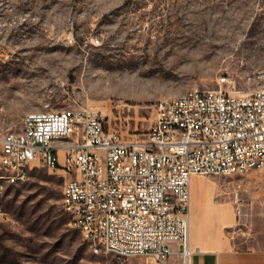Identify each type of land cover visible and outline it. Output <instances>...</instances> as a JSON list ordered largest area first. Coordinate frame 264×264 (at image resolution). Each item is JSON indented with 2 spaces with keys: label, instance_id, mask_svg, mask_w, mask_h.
Listing matches in <instances>:
<instances>
[{
  "label": "rangeland",
  "instance_id": "rangeland-1",
  "mask_svg": "<svg viewBox=\"0 0 264 264\" xmlns=\"http://www.w3.org/2000/svg\"><path fill=\"white\" fill-rule=\"evenodd\" d=\"M262 68L264 0H0V133L29 114L86 110L132 139L151 128L156 103L223 77L234 85L223 89L248 94ZM196 177L192 196L205 189L232 209L234 248L264 252V169ZM67 180L40 165L23 183L0 179V264H145L93 252L63 210Z\"/></svg>",
  "mask_w": 264,
  "mask_h": 264
},
{
  "label": "built area",
  "instance_id": "built-area-1",
  "mask_svg": "<svg viewBox=\"0 0 264 264\" xmlns=\"http://www.w3.org/2000/svg\"><path fill=\"white\" fill-rule=\"evenodd\" d=\"M253 79L262 84L248 94L223 89L234 88L223 77L182 103H156L153 125L132 139L86 110L41 111L0 133V177L20 184L34 166L62 170L64 212H79L82 225L72 226L105 241L107 254L166 264L177 243L187 260L191 177L264 169V73Z\"/></svg>",
  "mask_w": 264,
  "mask_h": 264
},
{
  "label": "crops",
  "instance_id": "crops-1",
  "mask_svg": "<svg viewBox=\"0 0 264 264\" xmlns=\"http://www.w3.org/2000/svg\"><path fill=\"white\" fill-rule=\"evenodd\" d=\"M197 180L196 176L190 179L191 255L184 260L179 253V245L172 243L170 245L172 254L166 264H264V252L258 250L241 252L234 248L227 236L236 226L235 216L229 206L213 203L205 189L203 199L192 196V185ZM227 208L228 212L224 214Z\"/></svg>",
  "mask_w": 264,
  "mask_h": 264
},
{
  "label": "bare ground",
  "instance_id": "bare-ground-1",
  "mask_svg": "<svg viewBox=\"0 0 264 264\" xmlns=\"http://www.w3.org/2000/svg\"><path fill=\"white\" fill-rule=\"evenodd\" d=\"M256 73H264V68L260 69L259 71H257ZM115 86V89H123L125 92L130 90V86H125L122 88V85L119 84L118 82H114L113 83ZM189 96V92L176 98L173 100H164V101H168V103H182L184 99H186V97ZM163 102V101H161ZM160 103V102H159ZM40 113H34V114H29L26 116V118H37L39 116ZM1 180L6 181L8 184H11V174H4L3 177H0ZM11 185H16V184H11ZM69 216H71L74 221H75V225H82V218L80 217L79 212H68L67 213ZM80 232L82 233V235L84 236L85 240L89 243H91L92 245V250L95 254H99L101 252L107 253V244L105 241H100L99 239H93V238H86V234L84 232H82L81 229H79Z\"/></svg>",
  "mask_w": 264,
  "mask_h": 264
}]
</instances>
